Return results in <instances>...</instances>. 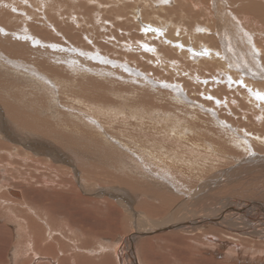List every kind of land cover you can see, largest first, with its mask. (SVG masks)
Segmentation results:
<instances>
[{
    "label": "rangeland",
    "instance_id": "1",
    "mask_svg": "<svg viewBox=\"0 0 264 264\" xmlns=\"http://www.w3.org/2000/svg\"><path fill=\"white\" fill-rule=\"evenodd\" d=\"M251 1L0 0V264H36V251L53 249L73 264L85 248L98 263L128 264L120 239L136 228L134 215L196 198L207 216L230 201L242 210L264 202V102L226 84L231 76L264 92V62L241 59L233 71L227 43L225 62L191 51L216 33L264 58V17L243 11ZM172 6L185 13H167ZM149 26L162 36L145 34ZM231 129L246 142L235 144ZM177 130L189 143L169 138ZM209 234L248 254L244 235Z\"/></svg>",
    "mask_w": 264,
    "mask_h": 264
},
{
    "label": "bare ground",
    "instance_id": "2",
    "mask_svg": "<svg viewBox=\"0 0 264 264\" xmlns=\"http://www.w3.org/2000/svg\"><path fill=\"white\" fill-rule=\"evenodd\" d=\"M168 1H169V3H171L173 0H167V2ZM186 6H188V5H186ZM173 7L174 6H172V8ZM184 9L185 8H183L181 6H176L175 9L173 8V9L167 10L168 11L167 13H169L170 11H171V15H172V13H175V12H178V11H180L182 13L184 11ZM243 11L248 12V14L250 13L251 15H254V17H258V18L264 17V3L263 2H260V1H256V0H252L251 2H248L244 6ZM186 12L188 13V10ZM183 13H185V12H183ZM167 16H168V14L166 15V17ZM191 16H192V14H191ZM169 17H171V16L169 15ZM181 18H183V17L181 16ZM263 22H264V20H263ZM152 28H154V27H152ZM214 29H216V28H214ZM202 30H203V33L206 32V29L203 28ZM214 34H215V36H214ZM214 34L211 33L210 36L212 38H211V40H208L207 41V43H209L210 46H208V45L206 46L205 45V47H206L205 49H208L209 52H212L213 54H215V56L217 55L218 57H220L219 52H221L222 55L223 54L225 55V53L226 54L229 53V51L227 50L226 44H225V43H227V45H229L230 47H232L231 50H230V53L228 54L227 57L229 58V62H230V63H228V66H230V68L233 71H234V68L232 67L233 66L232 64H236L239 67L240 66L239 64L241 63V59L242 60H246L247 59L246 60V63H248L247 65H250L251 63H249V62H252L255 59H256V61H258L257 62L258 65H260L259 63H261V61L264 62V58L262 57V58H260L261 59L260 60L258 58V56L255 55L252 52L251 49H247L245 51L243 49V47L239 43H238L239 45L238 44L237 45L236 44H233V40L234 39L233 40H230L231 39L230 38V39H227L226 40L224 38V39H221V40L218 41L217 40V39H219V38H217V35L218 34H216V33H214ZM226 35L228 37V34H226ZM11 36H13V35H11ZM213 37H215V38H213ZM4 38H6V37H3V39ZM11 38H13V37H10V39H9L10 40V43L11 42H16V40H14L15 38H13V40ZM4 40H6V39H4ZM19 40L21 42L23 41V42L27 43V46L29 48L30 47L31 48H35L34 47L35 45L32 43L33 40L30 41L31 43H29L28 40L27 41H25L24 39H19ZM215 40H217V41H215ZM3 43H4V41H3ZM17 44L20 45V46H22L24 48V45H21L20 43H17ZM4 45H6V44L4 43ZM12 45H14V44H12ZM18 45L15 44L13 46V48L14 47H18ZM39 45H40V43H39ZM249 45H250V43H249ZM1 48L3 49V46L2 47L0 46V49ZM23 48H21V50ZM11 50L9 49V51H11ZM11 52H13V50ZM11 52H9L10 55H11ZM195 52L196 53H199L200 50H195ZM167 53H168V51H167ZM179 53H180V51H179ZM210 55L212 56V54H208V55H200V57L207 58V60L209 62V60L211 61L213 59V57H211ZM253 55H255V56H253ZM13 56H14V52H13ZM205 56H207V57H205ZM223 56L220 57V60H222L223 62H225L226 58H224ZM195 59H196V57H195ZM197 59H198V57H197ZM216 59H218V58H216ZM204 60H206V59H204ZM204 60H201V61H204ZM212 62H214V60ZM217 62H219V61H217ZM223 62H221V63H223ZM215 63H216V61H215ZM242 67H243V65H242ZM250 67L253 68L252 66H250ZM248 69H249V67H248ZM240 70L241 71H246L243 68H241ZM250 75L253 76L252 74H250ZM229 78L231 79V81H239L238 79H233L231 76H228L227 81L230 80ZM255 78L258 79L257 77H255ZM213 79H215V78L213 77ZM252 80H254V79H252ZM245 81H246V79H245ZM244 83L247 85V87L245 88L246 89V94H247V92L250 89V87H249V84L248 83H246V82H244ZM226 84L229 85V83H226ZM234 86L235 85L232 86L233 89L238 90V91H242L244 89V88L240 87L239 85H237L235 87ZM252 90H254V89H251V92L249 91V95L248 94L247 95L250 98L256 99L255 96H254V93L252 92ZM235 97H237V96H235ZM248 101H249V99L247 98V102ZM236 102L237 101H235V103H233V105H235ZM228 104H229V101H228ZM222 106H223V104H222ZM236 109H237V107H236ZM158 121H159V118H158ZM244 121H246V119ZM220 122L221 121H219V123ZM251 122H253V121L252 120H250V121L248 120V123H245V124L248 126V125H250ZM245 124L243 123L241 125L242 126H245ZM260 125H257V126L260 127ZM174 126H176V125H174ZM181 126L182 125H179V127H181ZM224 127H226V126L224 125L222 128H224ZM240 129H241V127H240ZM179 130L175 131L174 133L172 132V135H170V136L167 135V136H169V138L172 139V140H177V141L181 142V144L184 143V142H186V141H188V143H189V139L186 138V136L184 135V132L185 131L184 130L179 131ZM197 130H199V128ZM231 130L230 131H231V133L233 135V137L231 138V140L232 139H235V141H234L235 144H236L237 141H238L237 143H239V142L240 143L241 142H246L245 139L240 138V137L237 136V130H235V129H231ZM168 133L169 132H167V134ZM246 135H247V133H246ZM167 136L165 135L166 138H167ZM179 142H178V144H179ZM199 144L198 143H192V145L191 144L190 145L193 146V147H195V148H198ZM160 150H162V148H160ZM161 153H163V150H162ZM164 153H165V155H167V154H169V151L165 150ZM14 195H15V197H18V198L20 197V194L18 195V193H14ZM199 199L200 198H198V199L196 198L195 200H192L189 203H185L183 205H180L179 207L174 208L171 212H169V210H168L167 213H164L163 211L159 210V212L157 214V211L158 210L155 209L154 211H143L142 214L141 215H138V216L134 215L133 220H135V223H133V224L136 226V228L134 230H132L130 232L131 235L129 234V236L126 237L124 240L123 239H120L121 243L124 244L123 247L125 248V251H126L127 263L128 264H145L144 261L145 260H148V259L149 260L154 259V260L159 261V262H161L163 264L164 263L165 264H210V262H211V264H238L240 262H251V261L252 262L255 261V262H263L264 263V253H262V252H256L255 253V251H257V248L259 249L260 247H262V245L259 246V244H261V241H264V202H261V203H256L255 202L256 204H250V205H252L251 207H249L247 209H243V210L240 208L241 209L240 210L239 209V206H237L235 203H233L232 201H230V203L223 204L220 207H218L217 209H213V211H211V215L210 216H207L206 214H203V213H205L207 211L204 209L205 208L204 205H201V201ZM242 203H244V202H242ZM204 210H205V212H204ZM133 211L131 213H133ZM151 216L152 217H155L156 220H154V219L152 220L151 219ZM157 216H159V219L161 218V221L158 219ZM241 217H243V218H241ZM225 225H227V226H225ZM219 231L222 232V233L232 232V233H236L237 235H244L245 237L249 238V240H246V242L244 243L245 244L244 245L245 246V249L243 248L245 251H247L246 253H248V254L247 255H245L244 253L237 254L235 252L236 250H234L233 252H231V247H235V245L228 244V243H226L225 246H230V248L228 247L230 250L227 251L226 247L223 245V242H224L223 240L219 239V237H217V238L214 239L215 235H212V236L209 237V235H210L209 233L212 234L213 232H215L217 234ZM37 240L38 239H35L34 240L35 246L36 247H39L38 244H40V243H37ZM141 242L143 244L146 243L145 246H148V247H146V249H147V252H146L147 255L144 252L145 250H143L144 248H142V246H141ZM155 245H157V248L156 247H154V248H156V250L159 249L161 253L153 250L152 247L155 246ZM163 245H167V246L171 247V249L169 248V250H171L170 253H174V257H171V256L167 255V250L166 249H165V251L162 250ZM236 246H238V245H236ZM178 248H180L181 250H184L185 252H187L186 254L188 256H184L183 255V252L180 251ZM237 249H240V248H237ZM53 250H54L53 257L50 256L51 254H48V253H46V254H44L42 256H39V255H37V251H36L34 253V255L32 256L31 260L32 261L35 260L36 261V264H72L69 260L66 261V259L68 258V256L67 257L65 256L66 257L65 258L64 255H62L63 256L62 258H60V257L58 258L57 256H55V254H58L57 250L56 249H53ZM85 250H86L85 252H86L87 255H85V253H84V256L83 255L80 256L79 259L76 257L74 259L75 261L73 262V264H79L81 262L83 264H108L107 257L106 256L98 255L99 257H97V260H98V258H99V260H102V263L101 262L98 263L96 261L95 256L94 257L91 256L90 249L85 248ZM207 250L213 251L216 257L213 258V257H210L209 256L207 258L206 255H209L206 252ZM50 251H51V249H50ZM141 251H143L145 253V255L143 256L142 259H140L139 258V255H138V253L141 252ZM193 251H196L197 256H194V252ZM163 252H165L166 255H163L162 254ZM200 252H206L207 254L204 255L203 253H200ZM61 253H63V252H61ZM201 254H203V257H199ZM189 256L192 258V261L188 260V257ZM140 257H141V255H140ZM216 258H222V259L220 261H218V260L216 261L215 260ZM109 259H110V257H109Z\"/></svg>",
    "mask_w": 264,
    "mask_h": 264
},
{
    "label": "snow or ice",
    "instance_id": "3",
    "mask_svg": "<svg viewBox=\"0 0 264 264\" xmlns=\"http://www.w3.org/2000/svg\"><path fill=\"white\" fill-rule=\"evenodd\" d=\"M143 31L145 32V34L149 33V32H153V33H158V30L157 29H153L151 28L150 26L143 29ZM160 35H162V33H158ZM146 51L150 50L149 49V46L148 45H142ZM174 46H177V47H180V48H183L184 46L183 45H174ZM193 51V54L195 55H208L209 54V50L208 49H204L202 50L201 52L199 53H196L195 50H191ZM208 81H203V83H207ZM235 84H238L240 87L242 88H246L247 85L243 82V81H231V79L229 80V87L231 88L233 85ZM249 91L251 92V89H249ZM203 95V93L201 94ZM254 96L256 98L257 101H260V102H264V92H260V91H256L254 93ZM206 100H214L217 104V106L219 107L220 106V101L217 100L215 97L211 96V95H208L206 97H204Z\"/></svg>",
    "mask_w": 264,
    "mask_h": 264
}]
</instances>
